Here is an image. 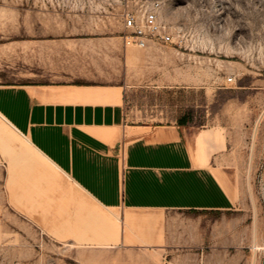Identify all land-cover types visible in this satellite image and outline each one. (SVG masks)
<instances>
[{
    "label": "rangeland",
    "instance_id": "obj_1",
    "mask_svg": "<svg viewBox=\"0 0 264 264\" xmlns=\"http://www.w3.org/2000/svg\"><path fill=\"white\" fill-rule=\"evenodd\" d=\"M154 1L175 42L126 47L124 16ZM0 83L121 85L131 121L185 118L196 132H218L205 152L232 208L132 212L141 218L136 229L159 246L139 255L128 248L127 264H263L264 0H0ZM23 141L0 119L9 163L27 151ZM201 153L196 143L199 160ZM8 192L0 171V264H125V234L133 233L119 218L105 227L109 209L98 207L97 228L86 230L120 239L83 258L84 243L58 242L73 232L36 225L44 221L13 209Z\"/></svg>",
    "mask_w": 264,
    "mask_h": 264
},
{
    "label": "crops",
    "instance_id": "obj_2",
    "mask_svg": "<svg viewBox=\"0 0 264 264\" xmlns=\"http://www.w3.org/2000/svg\"><path fill=\"white\" fill-rule=\"evenodd\" d=\"M0 114L27 148L10 163L0 150V171L9 184L10 203L16 204L12 208L44 221L36 225L73 232L75 238L58 242L84 243L79 245L83 258L115 247L99 242L120 239L108 229L104 236L86 230L97 228L98 207L110 210L103 217L109 228L118 219L113 211H125L119 219L133 233L125 234L127 264L128 248L139 255L145 246H159L136 229L141 218L132 212L229 210L234 205L205 152L207 141L218 139L215 132L204 136L208 130L194 131L185 118L131 121L121 85L0 83ZM75 191L89 202H77Z\"/></svg>",
    "mask_w": 264,
    "mask_h": 264
},
{
    "label": "built area",
    "instance_id": "obj_3",
    "mask_svg": "<svg viewBox=\"0 0 264 264\" xmlns=\"http://www.w3.org/2000/svg\"><path fill=\"white\" fill-rule=\"evenodd\" d=\"M160 10V2L154 1L141 9L140 13L128 12L126 17L124 16V26L132 29V33L124 37V45L126 47L143 49L147 48L151 41L175 42L173 31L159 20ZM227 81L233 82L234 77H228ZM262 138L264 144V132ZM261 195L264 209V187L261 188Z\"/></svg>",
    "mask_w": 264,
    "mask_h": 264
},
{
    "label": "bare ground",
    "instance_id": "obj_4",
    "mask_svg": "<svg viewBox=\"0 0 264 264\" xmlns=\"http://www.w3.org/2000/svg\"><path fill=\"white\" fill-rule=\"evenodd\" d=\"M0 116L4 119V120H6L1 114H0ZM7 121V120H6ZM11 128V127H10ZM213 132H211V131H206L205 132V135L204 136H208V135H210V134H212ZM215 134H216V137L219 139L220 138V134L218 133V132H215ZM203 137H199L198 138V142H199V144L201 145V144H203ZM205 156V155H204ZM112 213V212H111ZM113 215H115L117 218H120V216H119V214L118 213H115L114 212V214ZM124 230V229H123Z\"/></svg>",
    "mask_w": 264,
    "mask_h": 264
}]
</instances>
